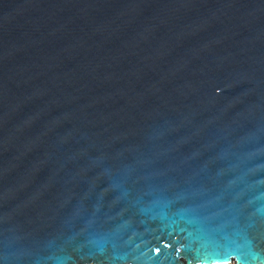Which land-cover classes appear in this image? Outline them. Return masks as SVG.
<instances>
[{
	"label": "water",
	"instance_id": "obj_1",
	"mask_svg": "<svg viewBox=\"0 0 264 264\" xmlns=\"http://www.w3.org/2000/svg\"><path fill=\"white\" fill-rule=\"evenodd\" d=\"M0 264H264V0H0Z\"/></svg>",
	"mask_w": 264,
	"mask_h": 264
}]
</instances>
